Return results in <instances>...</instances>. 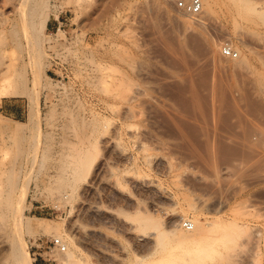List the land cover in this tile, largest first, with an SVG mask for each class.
I'll list each match as a JSON object with an SVG mask.
<instances>
[{
	"label": "rangeland",
	"instance_id": "374dc122",
	"mask_svg": "<svg viewBox=\"0 0 264 264\" xmlns=\"http://www.w3.org/2000/svg\"><path fill=\"white\" fill-rule=\"evenodd\" d=\"M147 1L0 0V264L23 244L35 264H156L176 241L139 236L187 212L185 231L215 223L209 264H264V0L250 18L214 0L202 25Z\"/></svg>",
	"mask_w": 264,
	"mask_h": 264
},
{
	"label": "bare ground",
	"instance_id": "6f19581e",
	"mask_svg": "<svg viewBox=\"0 0 264 264\" xmlns=\"http://www.w3.org/2000/svg\"><path fill=\"white\" fill-rule=\"evenodd\" d=\"M202 2H203V12H202L201 16L198 17L197 19H192V18L188 17L190 20H194L196 22L198 21L201 25L205 23L204 18H203L204 13H207L208 10L212 9L213 4H214V0H202ZM229 2L232 3L233 7H235V9L238 10V11L237 10L236 11L239 12V14L242 17H244V18L252 17L253 14L256 13V11H257V6L253 2H249V1L246 2L244 0H230ZM147 4H149V3H147ZM179 12L181 13L182 11L179 10ZM182 14H183V12H182ZM182 22L184 23V27H186V28H188V27L190 28V26H192V23L190 21H188V19L187 20H182ZM231 47H233V46H231ZM237 51H238V53L241 54L240 50H237ZM244 58H241L239 60L240 62L238 64H236L237 68H238V66L241 67V68L248 67L249 63H248L247 60H244ZM13 90H15V89H13ZM5 91H9L7 93L4 92L5 94H7V95H5L6 97H15V96H17L18 92L20 93V91L12 92V91H10V89H6ZM35 102H37V101L35 100ZM79 151H81V150H79ZM79 151L76 153L78 156L77 155L74 156L75 161H76V157H78L77 158L78 160L81 159L80 160L81 162L84 161V164H86V165L89 164V166L91 168V165H93L94 161H96V157L94 159H91L92 155L90 154V156L87 155V157L83 156L84 159L82 160V158H81V153L82 152H79ZM78 153H80V154H78ZM82 155H83V153H82ZM92 157H94V156H92ZM89 159H91L92 162H90L91 160L89 161ZM107 160L103 161L104 163H102L103 165H101V166H103V169H101V170H104V169L108 170L111 167L110 166L111 165L110 162L107 161ZM87 161L90 162V163H88ZM91 169H93V168H91ZM97 170L100 172L99 169H97ZM102 172H104V171H102ZM107 173L110 176V179L113 181V179H112L113 176H114L113 172L110 173V172L107 171ZM77 174H76V176H77ZM78 177H79V175H78ZM113 183H114L113 187H116V188L120 187L119 182L113 181ZM59 186L61 187V188L58 187V188H60L59 192H62L64 190V191H67L68 193L72 194V190L68 189V187L66 185H59ZM156 207L160 208V205L158 204V205H156ZM96 208L98 209L99 212L101 211L99 206H97ZM15 212H16V210H15ZM110 213H113V215H116V214L119 215L117 213V211H114L113 209H112V211H110ZM187 213H186V215H187ZM17 215H18L19 218L16 217ZM17 215L15 217L18 220H23L22 219L23 218L22 217L23 216L22 209L20 211L19 210L17 211ZM186 215L184 213L178 214L177 217L175 218L174 222L171 225V228H173V229H171L170 231L169 230L166 231V229H164V230L161 229L160 224L156 223L155 224V230H154V232L151 233V235H149V236H146V235L145 236L144 235L139 236L138 239L141 242H146L147 244L151 242V243L154 244L155 254H158V252H162L163 250L166 251V249L169 247V246H167L166 241H164L165 238H166V235L167 236L168 235L171 236L172 239H174L176 241V245H173V247L171 248L172 251L169 250L171 253H169V255H166V257H162L161 259H159L156 264H159V263L160 264L161 263H163V264H209V262L212 259H215L217 257L216 256L215 242H214L216 239L211 238V236L209 237V235L207 234V231L209 233V229L211 227H213L215 223L206 221L207 222L206 224H203L205 222H203L201 224L200 222H202V221H199L198 219L193 218L192 222H188L189 224H192L193 229L192 230H188L186 228V231H185L184 228H183L184 230L181 228V221H182V219H185V217L188 216V215L187 216ZM115 217H117V216H115ZM143 220H146L144 225L149 227V225L151 224V222H150L151 218H146V219L144 218ZM27 227H28V229H31V227H29L28 225H27ZM86 227L87 226L84 224V222H79V223L76 224L75 229H77L78 232H81L83 234V236L85 237L86 231H87ZM43 229L45 231H47V232H48V230H50L49 228H43ZM59 235H61V234H59ZM228 235L226 234V236H228ZM59 238L62 239V235L59 236ZM209 238H211V239H209ZM228 238L229 237H227L226 240L227 241H231V239L229 238V240H228ZM212 239H214V240L212 241ZM223 239H225V238L223 237ZM209 240H211V241H209ZM219 241H221V240H219ZM72 244L75 246V248L77 250H80L79 242L77 243L76 241L72 240ZM65 246H66V250H67V245H65ZM26 248L27 247H25V244H23V245H20L16 249V257L18 259V263L19 264H35L34 263V259L30 256V254L26 250ZM149 256L150 255H147L145 258H149ZM61 260H62V264H84L83 261L80 260V258L78 256L74 255L72 252L66 253V256L63 257Z\"/></svg>",
	"mask_w": 264,
	"mask_h": 264
},
{
	"label": "built area",
	"instance_id": "2783aa9c",
	"mask_svg": "<svg viewBox=\"0 0 264 264\" xmlns=\"http://www.w3.org/2000/svg\"><path fill=\"white\" fill-rule=\"evenodd\" d=\"M177 9L182 11L185 15L189 16L192 19H197L201 16L203 12V2L202 0H179L177 2ZM223 55L228 58L237 59L239 53L233 49L230 45H225L222 49ZM185 227L188 230H192V224L185 222ZM55 248L59 249L61 252L66 251V246L60 238H56L53 242Z\"/></svg>",
	"mask_w": 264,
	"mask_h": 264
}]
</instances>
